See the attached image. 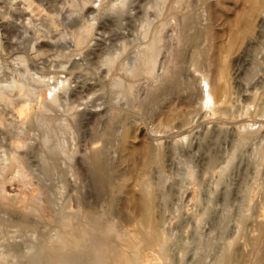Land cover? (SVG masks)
<instances>
[{
  "label": "bare ground",
  "instance_id": "obj_1",
  "mask_svg": "<svg viewBox=\"0 0 264 264\" xmlns=\"http://www.w3.org/2000/svg\"><path fill=\"white\" fill-rule=\"evenodd\" d=\"M8 1L15 16L0 13V56L11 58L12 77L0 85V126L37 128L44 172L60 173L53 187L66 192L55 198L52 185L31 180L22 154L31 137L19 131L0 157V174L8 173L0 205L19 220L1 224L0 233L15 226L36 235L26 245L0 243V264H176L157 191L168 145L186 144L201 127L205 137L213 127L233 129L231 150L221 161L208 156L203 176L223 174L237 149L250 147L234 230L208 264H264V62L250 86L239 71L242 44L261 36L264 0H153L136 34L112 46L96 43L95 21L127 0ZM39 15L43 31L28 30ZM90 54V64L81 62ZM75 72L93 80L58 109ZM187 176L189 202L197 203L200 181L190 165ZM15 178L16 197L4 187ZM193 218L198 226L202 214Z\"/></svg>",
  "mask_w": 264,
  "mask_h": 264
},
{
  "label": "rangeland",
  "instance_id": "obj_2",
  "mask_svg": "<svg viewBox=\"0 0 264 264\" xmlns=\"http://www.w3.org/2000/svg\"><path fill=\"white\" fill-rule=\"evenodd\" d=\"M152 1L127 0L125 8L119 13L101 9L95 21L96 43L112 46L120 38L136 34L145 16H152L153 8L150 7ZM14 5L19 6L17 3ZM230 5L233 6V4ZM230 11L233 13V9ZM0 13H5L9 17L15 16L14 11L9 7L8 0L4 4H0ZM43 18V15L33 16L32 20L27 23L28 30L33 31L38 28L43 31L45 27ZM238 18L236 16L232 19ZM258 23L261 24V36L257 41H250L247 44L245 41L241 47L244 49L245 56L239 65L240 77L243 78V82H248V86L261 79L260 65L261 61L264 62V13ZM7 28L8 30L12 29V26L7 25ZM10 60L11 58L5 52L1 54L0 85L8 82L12 77ZM81 62L90 64L92 55L83 56ZM69 65L70 63H66L67 67ZM88 80H93L91 73H73L70 88L66 94L60 97L58 109H62L66 100L72 97L78 84ZM96 95L94 94L93 97ZM84 129L82 128V130ZM19 131L21 134L31 137V148L22 152L30 165L31 180L35 183L52 185L51 192L55 198L65 193V190L60 192L57 187H53L60 185V173L55 172L53 176H48L44 172L36 151L37 128H31L26 123L20 126L18 122L8 127L0 126V157L9 155L13 137ZM204 131L203 127L199 128L186 144L170 143L168 145L166 177L157 191V210L167 220L166 229L170 235L171 253H174L173 260L177 261L176 264H208L221 252L226 239L232 235L242 206L240 190L250 178L249 145L237 149L235 160L223 174L209 172L202 175V168L208 156H213L221 161L231 150L233 141L231 127L226 129L213 127L211 128V137H205ZM73 137L75 141L79 140L78 129H74ZM67 138L72 141L70 135ZM188 165L192 166L196 179L200 181L199 200L193 204L189 202ZM0 177L7 178L8 173L3 172ZM4 187L7 190V195L15 197L19 195L16 178L6 181ZM41 204H46L43 195H41ZM195 213L202 214L198 226L192 221ZM12 220H19L17 213L11 208L0 205V226ZM9 228V230L4 229L3 233H0V243L8 241L26 245L36 235L35 232L17 229L15 226ZM179 250L183 252L182 258H179L177 253Z\"/></svg>",
  "mask_w": 264,
  "mask_h": 264
}]
</instances>
